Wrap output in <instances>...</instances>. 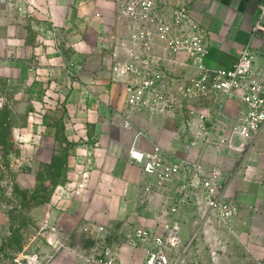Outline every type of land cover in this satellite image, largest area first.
<instances>
[{
    "label": "crops",
    "instance_id": "crops-1",
    "mask_svg": "<svg viewBox=\"0 0 264 264\" xmlns=\"http://www.w3.org/2000/svg\"><path fill=\"white\" fill-rule=\"evenodd\" d=\"M36 3L35 18H29L0 1V112L6 109L11 123L6 140L0 141V181H32L34 166L48 163L53 148L65 144L59 140L62 138L73 154L67 179L75 190L57 204L51 200L60 207L55 223L64 234L87 229L84 234L92 238L96 227L104 226L109 242L122 243V263L142 264L144 251L123 242L137 227L156 229L169 220V198L173 200L177 185L186 177L182 173L168 192L158 186H153L151 192L145 190L150 176L129 158L127 151L136 129L145 128L147 135L138 139L139 148L150 151L157 143L178 156L201 155L206 168L220 167L223 175L230 177L226 195L238 205V213L226 225L207 216L205 198L192 189L177 217L181 225L178 264H264V127L241 161L235 149L204 146L201 139L192 146L195 132L183 116L158 115L149 122L146 112L136 113L134 126L123 128L115 114L125 110V84L111 80V68L115 60L126 57L130 38L125 24L116 20V0ZM188 3L191 15L205 31L209 45L205 63L209 68L232 66L238 51L250 42L253 69L264 71V33L252 36L260 0ZM50 15L56 26L55 35L52 40L42 41L40 31L50 26ZM198 63L180 53L170 58L167 66L177 76L190 78L198 73ZM78 65L80 69L76 68ZM42 100L49 102L44 118L47 114L54 118L62 112L74 125L69 127L68 123L66 138L62 134L59 139L55 138L54 126L42 125L40 141L25 143L19 152L12 141L13 130L20 128L30 134L29 114ZM197 106L208 111L213 102L207 98ZM225 110L232 117H240L244 104L240 98L231 97ZM84 137L89 144L100 142V158L86 161L79 157ZM74 162L81 164L73 168ZM23 165L25 168L18 170ZM7 209V205L0 207V229L11 225ZM69 260V254L63 252L49 264H69Z\"/></svg>",
    "mask_w": 264,
    "mask_h": 264
},
{
    "label": "built area",
    "instance_id": "built-area-1",
    "mask_svg": "<svg viewBox=\"0 0 264 264\" xmlns=\"http://www.w3.org/2000/svg\"><path fill=\"white\" fill-rule=\"evenodd\" d=\"M0 1L16 7L29 18H35L36 0ZM116 2V20L125 24L130 38L126 57L115 60L111 68V80L125 84L126 89L125 110L116 111L117 123L123 128H132L135 114L142 112L147 113L149 122L158 115L171 118L183 116L185 123L195 132L190 141L192 146L201 139L204 146L235 149L239 152V161L243 160L264 127V71L253 69L251 43H246L238 51L232 66L209 68L205 63L209 54L205 31L191 15L188 0ZM48 20L50 26L40 31L42 41L52 40L55 35L53 17L50 15ZM33 26L37 28L35 24ZM259 33H264V0H260L252 36ZM180 53L199 61L196 75L182 78L168 68L167 61ZM76 68L81 67L78 65ZM231 97L240 98L244 104L240 117H232L225 110ZM207 98L212 100L213 107L202 111L197 104ZM48 103V100H42L38 108L30 112L29 135L20 128L13 130L12 141L19 152L25 143L35 144L42 138L41 126ZM146 135L145 128H137L127 150L129 158L140 164L150 176L145 190L151 192L153 186H158L168 192L170 185L182 173L186 177L177 185V195L173 200L169 198V220L157 227L162 230L159 232L157 228L140 226L123 243L144 251L142 264H178L180 256L176 251L181 244V225L177 217L181 206L188 202L192 189L205 198L207 216L216 217L226 225L238 213V205L226 195L230 177L224 176L220 167L208 169L201 155L196 158L178 156L157 143L150 151L142 150L137 141ZM101 153L99 141L89 144L86 137L82 138L80 155L86 161L100 158ZM74 190L72 182L59 184L52 192V200L57 204ZM166 196L169 197V194L166 193ZM40 230L46 236L50 251L45 255L39 251L28 254L19 264H42L44 259H52L67 248L68 237L57 225L44 223ZM105 232L104 226H97L92 251L76 252V256L82 259L81 264H124L121 261L122 243L109 242Z\"/></svg>",
    "mask_w": 264,
    "mask_h": 264
},
{
    "label": "rangeland",
    "instance_id": "rangeland-1",
    "mask_svg": "<svg viewBox=\"0 0 264 264\" xmlns=\"http://www.w3.org/2000/svg\"><path fill=\"white\" fill-rule=\"evenodd\" d=\"M8 114L6 109L0 112V141L6 140L8 129L11 126ZM68 123L62 112L54 118H50L47 114L43 119V125L46 128L51 125L55 127V138L58 139L60 136L62 137V134L64 136L65 130L68 131L66 129ZM70 124L74 125V122L71 121L69 127ZM70 130L73 129L70 128ZM81 133L83 134V132ZM64 137L66 138V135ZM59 140L65 144L61 145L60 148H53L48 163L34 166V179L32 181L17 182L14 178L0 181V207L4 208L7 205V211L11 217L10 227L0 229V264H19L25 260V256L28 254L39 251L45 255L50 251L46 236L41 232L40 226L44 223L57 225L55 217L60 207L51 202L52 192L54 187L70 180L67 179V174L71 167L70 156L73 155L69 152L67 142L62 138ZM78 164L74 162L72 167L76 168ZM24 168L25 165L19 166L18 170ZM82 232L65 233L68 236L67 248L57 255L59 256L63 252L69 254V264H81L82 259L76 256V252H91L93 245H95L93 238L86 235L87 231L82 230ZM54 258L44 259L42 264H49Z\"/></svg>",
    "mask_w": 264,
    "mask_h": 264
},
{
    "label": "trees",
    "instance_id": "trees-1",
    "mask_svg": "<svg viewBox=\"0 0 264 264\" xmlns=\"http://www.w3.org/2000/svg\"><path fill=\"white\" fill-rule=\"evenodd\" d=\"M3 142H4V140H3Z\"/></svg>",
    "mask_w": 264,
    "mask_h": 264
}]
</instances>
